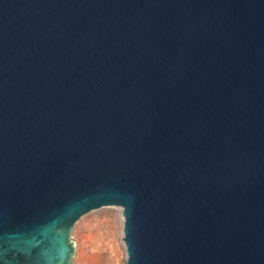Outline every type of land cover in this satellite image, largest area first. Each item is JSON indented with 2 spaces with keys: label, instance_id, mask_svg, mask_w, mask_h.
I'll use <instances>...</instances> for the list:
<instances>
[{
  "label": "water",
  "instance_id": "obj_1",
  "mask_svg": "<svg viewBox=\"0 0 264 264\" xmlns=\"http://www.w3.org/2000/svg\"><path fill=\"white\" fill-rule=\"evenodd\" d=\"M105 207L124 264H264V0H0V264Z\"/></svg>",
  "mask_w": 264,
  "mask_h": 264
},
{
  "label": "rangeland",
  "instance_id": "obj_2",
  "mask_svg": "<svg viewBox=\"0 0 264 264\" xmlns=\"http://www.w3.org/2000/svg\"><path fill=\"white\" fill-rule=\"evenodd\" d=\"M122 210L105 207L87 213L74 225L71 242L75 246L72 264H124Z\"/></svg>",
  "mask_w": 264,
  "mask_h": 264
}]
</instances>
